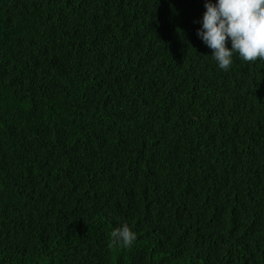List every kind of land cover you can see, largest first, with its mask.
I'll return each mask as SVG.
<instances>
[{"label": "trees", "instance_id": "trees-1", "mask_svg": "<svg viewBox=\"0 0 264 264\" xmlns=\"http://www.w3.org/2000/svg\"><path fill=\"white\" fill-rule=\"evenodd\" d=\"M205 3L0 0V264H264V60Z\"/></svg>", "mask_w": 264, "mask_h": 264}, {"label": "clouds", "instance_id": "clouds-1", "mask_svg": "<svg viewBox=\"0 0 264 264\" xmlns=\"http://www.w3.org/2000/svg\"><path fill=\"white\" fill-rule=\"evenodd\" d=\"M202 28L197 35L212 49V58L222 70H228L233 55L254 63L264 60V0H206ZM231 40V48L227 47ZM137 239L127 224L110 233L112 245L130 247Z\"/></svg>", "mask_w": 264, "mask_h": 264}]
</instances>
